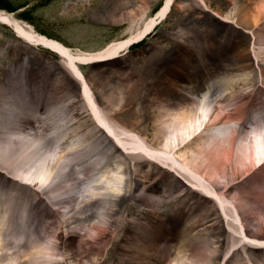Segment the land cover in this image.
Here are the masks:
<instances>
[{
  "label": "bare ground",
  "instance_id": "bare-ground-1",
  "mask_svg": "<svg viewBox=\"0 0 264 264\" xmlns=\"http://www.w3.org/2000/svg\"><path fill=\"white\" fill-rule=\"evenodd\" d=\"M192 1L196 3L198 15L203 10H208L205 0ZM173 4L176 5L174 0H166L158 16H164L165 12ZM144 6L141 4V11ZM143 16L144 13H141V17ZM122 18L123 15L119 19ZM213 20L218 23H227L229 27H235L238 24L242 26L240 31L233 28L236 34L235 36L233 35L232 39L225 38V44L233 53V60L223 70L216 73L218 75L224 74V76L215 75V71L211 70H207L201 75L195 72L190 73L191 62L197 59L196 56L199 58L203 57L209 53L215 44L211 35L207 33L209 23L204 22L198 26L199 28L202 27L200 34L191 36L187 43L179 45L182 49L174 51L168 70L164 75L161 74V77H163L160 82L162 85L161 93L155 98H149V101H152L157 107L150 117L154 127L159 120L162 128V120L160 118L166 115L165 111H168V114L173 117L181 118L186 115L191 117L188 114L190 110L183 107L181 112L170 113L172 112L171 107L177 105L198 103L203 109V116L209 117L210 112L225 95H229L230 98L240 97L236 95L234 88L241 81L245 82L246 79H261L264 77V57L254 47L255 36L262 31L264 26V0H241L234 8H230V11L226 14L216 16ZM0 22L8 25L13 33L21 38L25 49L29 50L27 53H36L38 52V46H43L61 56V63L72 74L74 80L78 82L79 92L84 94L89 106V110L84 115H81V118L84 121H90L89 124L91 125L90 128L85 126L84 129H80L85 125V122L83 124L71 123L72 130L76 136L74 138L70 137V143L65 148L59 144L58 140L52 139L53 135L48 137L47 133L44 132V123H39L36 119L32 122L24 118L17 121L10 119L12 114L18 113L15 107L21 102L34 108L33 103L23 101L21 96L23 86L27 82L29 84H31L30 81L33 82V75H25L24 67L16 66L14 77L6 85L0 86V205L3 207L0 213V235H3L4 241L7 242L5 247L13 249V252H7L5 255L0 256V264H21L24 259L20 250L23 247L36 248L37 252L34 254L42 257L43 264H52L51 262L54 260L58 247V243L53 238H60V236L57 233L58 228L53 227L54 221L47 220V218L57 212V206L63 201L79 200L78 203L81 204L90 198L94 203L91 206H87L84 210H81V207L79 209L78 205L71 217L77 213H85L83 217L90 216L89 218L91 219L100 215L106 219L104 221L101 220V223L107 224V228L114 226L117 221L120 222L119 225L122 222V216L117 215L116 208H114L115 204H117L116 196L122 190V196L124 197L119 198L120 200H118L117 204L120 208L128 200L132 199L135 203L140 201L151 202L150 195L152 192L160 190L161 186L159 185L162 183V179H160L161 182L148 184V187L143 189V193L137 197L134 191L148 182L146 179L150 177L151 171H153V169L145 167L141 169V174H137L136 168L138 164H135V162L138 157L148 158L140 160V165L143 167L145 166L143 162L150 160H157L168 167L169 172L175 176L171 186V189H174L173 192L183 190L188 183L191 185L190 189L197 195L210 199L212 203L205 202V205L208 207L207 210L212 211L207 216H213L212 218L215 219L213 223L220 225V221H218L219 215L221 216L222 224L227 225L232 224V222H239L237 232L244 236L245 240L241 241V246H239L238 250L246 253L248 248L255 255L257 254L255 250L264 248V237L248 239L245 236L240 222V217H245V213L238 212L235 202L232 199H227L223 192L226 186L218 187V184L212 182L210 177L213 172L217 175L220 174L221 178L226 175H233V170H235L236 166L233 165V170L231 169V163H228L229 159H231L230 157L238 160L240 162L239 166L246 170V165L252 167L263 159L264 113H259L260 108L249 109L251 106L244 101L235 108L233 113L228 114L225 109L217 112L216 117H229L230 120L228 122L222 121L221 125L210 129L213 136H211L209 144L219 141L226 151L222 152L223 155L221 157L214 160L210 159V155H204L202 170L198 171L191 169L187 162L182 163L174 155L175 151L168 154L167 151L157 152L154 150L152 143L147 140L144 124L139 125L141 132H133L132 129L134 127L131 121L115 119L112 114L106 111L104 93L95 89L92 90L90 78L85 77L79 71V63L99 64L103 60L114 59L121 55L119 51L122 48H127V45L135 38L137 39L146 33L157 22L156 18L150 19L141 32L131 34L123 40L113 41L101 50L93 52H73L71 48L60 41L36 32L32 25L16 18L14 14L5 10H0ZM198 41V50L191 49L190 47H193L192 43L195 44ZM252 65L256 69L254 75L250 76L249 70ZM105 90L107 91L106 88ZM49 91L54 92L51 89ZM169 92H174L172 94L175 95L172 96ZM243 92L246 91L243 90ZM69 96L72 98L71 95ZM255 97H257V94H255ZM59 109L60 111L57 109L58 112L62 115H67L65 113H67L68 109H62V106ZM51 112L56 113L49 109L48 114H46L51 115ZM245 113L250 116V119L243 122L241 117ZM65 117L67 118V116ZM184 118L187 120L185 123L187 131L186 133L184 132V137H182L181 141H187L190 135L193 138L197 133L192 130L188 132V127L191 124L190 119ZM59 123L61 126L65 125L64 123ZM160 126H156V128L159 129ZM16 132L18 134L14 136L13 134ZM105 136L109 137L113 144L106 145ZM233 144L241 152L236 150L233 152L231 150ZM253 146L260 149L256 152V150H252ZM75 150L79 155L69 157V154ZM179 154L181 156L183 152ZM126 159H128V168L126 170H130L131 176L128 179V181H131L130 188L128 184L122 187L119 185L125 174L122 167ZM255 171H251L253 172L251 176L255 174ZM75 180L79 181L76 182L80 184L81 189H72ZM19 181L27 184L28 187L20 186ZM60 187L67 188L61 197L54 193ZM186 194H189V192L187 191ZM187 197L195 205L200 206L203 204L198 199L199 197L191 194L187 195ZM13 200L14 202H12ZM25 204L31 208L41 207L43 209V213L39 214L41 221L37 219L35 221L34 218L36 217L29 218L25 215ZM227 216H230L232 220ZM183 217L184 215L180 219ZM89 227L93 230V236L99 232L102 233L103 225L101 224H92ZM131 229L132 227H127L129 233ZM144 229L142 232L135 233L136 239H130L127 245L130 248L129 251H125L123 254L115 251L114 264H121V255H126L128 263L131 264H142V259L146 258L153 259L159 264L165 258L164 251L167 246L166 244L159 246V241L161 240L159 229L156 228L153 231L150 230L152 227H144ZM182 230H186L185 225ZM221 233L224 236H228L229 231L223 229ZM205 236L206 234H200V231L193 234L184 232L177 241L180 243L185 240H192L184 245L187 246L185 254H190L195 251L192 245L194 243L193 240L198 242L197 237ZM213 236L217 237L216 235ZM76 237L77 235L73 233H64L61 236L63 246L72 247L75 245L78 241ZM193 237L194 239H192ZM211 242L213 243V241ZM219 242L223 245L224 239ZM212 251L215 253L216 248H212ZM244 258L246 257L238 258L236 262L244 263ZM247 259L249 260L248 257ZM181 261L182 259L179 260V263ZM148 263L151 264L150 261ZM54 264L61 263L54 262ZM203 264H212V258H208Z\"/></svg>",
  "mask_w": 264,
  "mask_h": 264
},
{
  "label": "rangeland",
  "instance_id": "rangeland-1",
  "mask_svg": "<svg viewBox=\"0 0 264 264\" xmlns=\"http://www.w3.org/2000/svg\"><path fill=\"white\" fill-rule=\"evenodd\" d=\"M164 1L0 0V10L14 14L16 18L32 25L36 32L60 41L71 48L73 52H93L102 49L113 41L127 38L130 34L142 30L144 23L154 16L156 9L160 8ZM239 1L241 0H205L211 10H203L198 15L195 2L192 0H176V5L174 4L170 7L166 18L154 25L142 41L129 46L125 53L124 50L120 51V54H124L118 60L110 61L102 66H96L95 64L78 65L82 74L90 78L91 89L104 93L103 97L106 101L104 105L108 113L112 114L117 120L126 119L131 121L134 127L132 130L135 132H141L139 125L144 124L147 140L152 143L154 150L157 152L167 151L168 154L175 151L174 155L182 163L187 162L191 169L198 171L202 170L204 155H210V159L214 160L221 157L223 155L222 152L226 151L219 141L209 144L210 138L213 136L210 129L221 125L222 121L228 122L230 120L229 117H216L217 112L225 109L230 114L242 102H249L248 91L255 90L258 92L259 89L264 90V77L261 79H246L245 82L241 81L234 88L236 95L240 97L231 99L229 95H225L214 107L209 117L203 116V110L198 103L171 107L172 112L170 113L181 112L182 107L190 110L188 114L191 117L184 116L190 119L191 126L188 127V132H191V130L198 131L200 127V131L193 138H190L189 142L182 145L183 147L180 146L179 149H176L173 145L185 142L181 141V139L184 137V132L186 133L187 131L185 126L187 120L184 117H173L168 114V111H165L166 115L160 118L162 120V128L159 120L154 127L150 117L157 107L153 102L149 101V97L155 95L157 86L152 85V83L168 70L174 51L182 49L179 45L187 43L191 36L199 35L202 27L199 28L198 26L204 22L209 23L208 32L213 41H215L213 49L207 58L214 56V60L217 59V61L226 63L233 60L232 52L224 45L226 43L225 38L229 36L232 39L233 35L235 36L236 34L233 31V26L228 27L227 23H218L213 18H215V14H226ZM141 4L145 5L142 11L140 9ZM143 12L145 14L141 17ZM122 15L123 18L119 19ZM237 26L239 27L236 28L237 31L242 30L241 25L238 24ZM232 32L233 34H231ZM223 34L224 37L221 39ZM254 47L264 57V26L262 31L255 36ZM193 48L195 51L197 50V47ZM27 51L29 50L25 49L21 39L16 37L8 26L0 22V86L10 82L14 76L13 69L16 66H22L27 73L32 72L37 80L40 79L39 83L51 84L55 89L58 87L59 90H57L59 92L57 95H62L61 102L71 100L68 103V111L73 115L72 121L79 124L85 122V125L80 129H84L85 126L90 128V121H84L81 118V115H84L89 110L87 101L84 95L79 92L78 82L74 80L72 74L61 63V56L42 46H38V52L36 53H27ZM191 69L192 72L201 75L207 69L216 71L223 68L217 62L207 64L196 60L192 63ZM254 72L255 67L252 65L249 75L253 76ZM53 78L55 80L52 81ZM243 90L246 92H243ZM234 99L237 101L235 102ZM18 111L20 116L22 112L20 109ZM249 118L246 113L241 117L243 122H246ZM156 126H160V128L157 129ZM14 135H17V133ZM107 141L112 143L108 137ZM231 147L233 152L235 150L241 152L239 148L234 147V144ZM259 149L255 146L252 148L256 152ZM182 152L183 154L180 156L179 153ZM143 158L148 159L147 157ZM143 158L138 157L135 162V164H138L136 173L141 174V169L145 167L153 169L150 177L146 179L148 180L147 184L159 182L161 178L166 180L169 186L172 184L175 176L169 172L168 167L157 160L145 161L143 162L145 163L143 167L140 165V160ZM230 158L228 163H231V169L233 170V165L236 166L235 170H233V175H226L221 178L220 174L217 175L213 172L214 175L210 174L212 182L218 184V187L225 185L223 192L227 199H232L235 202L238 212L245 213V217H240L241 229L244 230L245 236L248 239L264 237V164L258 166L264 160V157L252 167L246 165L247 170L240 167V162L234 157ZM126 168H128V159H126L122 167L125 174L120 181V187L130 184V181H128L130 170L128 171ZM252 170H256L253 176H251ZM122 191L116 196L117 204L118 200H120L119 198L124 197L122 196ZM187 191L192 196L199 197L198 199L203 204L198 206L192 201L186 200L185 193ZM141 193H143L142 188L134 192L136 195H141ZM205 202L212 203L210 199L197 195L186 185L183 191L178 190L167 203L163 202L156 205L153 202L145 204L141 201L135 203L133 199L128 200L123 204L122 208L117 204L114 206L117 215L122 216L121 224L119 225L120 222L117 221L114 226L108 228L107 224L101 223V220L104 221L106 219L100 215L95 216L91 220L87 219L83 226L80 227L79 221H76L79 218V214L68 217L66 213L62 214L60 212L61 214H55L54 216V220L59 226L57 232L60 238H53L58 243V247L51 263L114 264L115 251L123 254L130 249L127 245L134 235L131 232L129 233L127 227H132L133 231L135 228L139 230L137 225L134 227V221L137 220L144 224L145 219H148L156 225L155 229L158 228L162 232L160 244H166L167 246L166 254L168 258L164 264H203L210 257L212 258V264H219L224 255H227L224 264H264V248L255 250L257 253L255 255L248 248L246 253L238 250L239 246H241V241L245 240V237L237 232L239 222H232V224L227 225L222 224L221 216L219 215L218 221H220V225L213 223L215 222V219L212 218L213 216H207L212 211L207 210L208 207ZM72 204L73 202L62 206H68L69 208ZM91 204H93V200H90V198L88 201L81 203L83 208L91 206ZM76 208V206L72 208V213ZM2 209L0 206V211ZM26 213L29 212L27 211ZM72 213L70 214L72 215ZM182 215L184 217L180 219ZM227 217L232 220L230 216ZM92 223L103 225L102 233L99 232L93 236V230L89 227ZM179 225L182 228L185 225L186 230H182ZM223 229L229 231L228 236L222 235L221 231ZM64 230L77 235L78 241L72 247L63 246L61 236H63L62 231ZM199 231L200 234H206V236L197 237L198 242L193 240L195 251L185 254L187 246L184 245L188 241L185 240L178 243L177 240L184 232L192 234ZM219 234L221 235L219 236ZM223 239L224 243L222 245L219 241H223ZM6 244L7 242L4 241L3 235H0V256L5 255L7 252H13V249L5 247ZM212 248H216L215 253ZM20 251H22V258L24 259L21 264H43L42 257L34 254L37 252L36 248L23 247ZM243 256L246 257L244 258V263L236 262L238 258H243ZM180 259H182L181 263H179ZM120 261L121 264H131L128 263L126 255H121ZM148 262V259H142V264H149Z\"/></svg>",
  "mask_w": 264,
  "mask_h": 264
}]
</instances>
